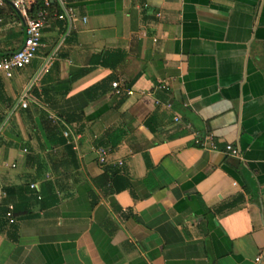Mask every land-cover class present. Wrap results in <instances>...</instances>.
I'll return each mask as SVG.
<instances>
[{
	"label": "crops",
	"instance_id": "crops-1",
	"mask_svg": "<svg viewBox=\"0 0 264 264\" xmlns=\"http://www.w3.org/2000/svg\"><path fill=\"white\" fill-rule=\"evenodd\" d=\"M49 1L0 78V264H264V0Z\"/></svg>",
	"mask_w": 264,
	"mask_h": 264
},
{
	"label": "built area",
	"instance_id": "built-area-1",
	"mask_svg": "<svg viewBox=\"0 0 264 264\" xmlns=\"http://www.w3.org/2000/svg\"><path fill=\"white\" fill-rule=\"evenodd\" d=\"M43 6H48L49 0H42ZM8 3L14 10L19 12L24 16V27H23V38L21 43L17 46L15 50L11 53L0 57V78H9L13 71L20 69L27 65L30 60L35 56L39 46L41 45L40 37L41 30L48 21V14L44 9L37 11L33 17L28 15V4L25 0H0V7ZM64 12L73 17L74 14L70 8H65ZM52 16L60 18L62 13L57 11H52ZM112 91L114 94L118 95L121 93L130 94L131 90L122 88L116 81L110 82ZM20 104L25 106V102L21 101ZM47 117L51 120L54 119L52 114H48ZM174 121H177V116L173 117ZM64 136H67V130L62 131ZM193 144L201 147L208 148L210 150H218L215 140L210 134H206L201 138H194ZM222 151L231 156H239L238 148L232 146L231 144H225L222 147ZM96 160L98 163H103L106 158V149L104 147L98 146L95 148ZM30 187H34V184H30ZM5 217L9 223L13 222L12 206L7 205L5 211ZM260 258V254L254 257V261L257 262Z\"/></svg>",
	"mask_w": 264,
	"mask_h": 264
},
{
	"label": "trees",
	"instance_id": "trees-1",
	"mask_svg": "<svg viewBox=\"0 0 264 264\" xmlns=\"http://www.w3.org/2000/svg\"><path fill=\"white\" fill-rule=\"evenodd\" d=\"M55 7H56V5L54 4V2L48 1V6L44 7L42 0H33V2L29 6L27 12H28V15L30 17H33L34 14L41 9H44L47 12V14L51 13L52 11H56L53 9Z\"/></svg>",
	"mask_w": 264,
	"mask_h": 264
}]
</instances>
